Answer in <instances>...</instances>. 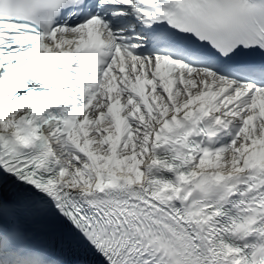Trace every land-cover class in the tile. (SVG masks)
<instances>
[{
  "label": "snow or ice",
  "instance_id": "obj_1",
  "mask_svg": "<svg viewBox=\"0 0 264 264\" xmlns=\"http://www.w3.org/2000/svg\"><path fill=\"white\" fill-rule=\"evenodd\" d=\"M0 264H264V0H0Z\"/></svg>",
  "mask_w": 264,
  "mask_h": 264
}]
</instances>
